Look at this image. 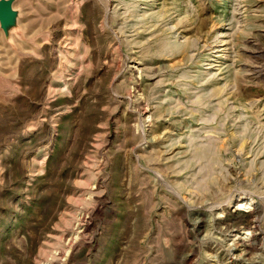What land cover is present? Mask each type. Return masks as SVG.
Wrapping results in <instances>:
<instances>
[{
  "label": "rangeland",
  "instance_id": "rangeland-1",
  "mask_svg": "<svg viewBox=\"0 0 264 264\" xmlns=\"http://www.w3.org/2000/svg\"><path fill=\"white\" fill-rule=\"evenodd\" d=\"M0 264H264V0H0Z\"/></svg>",
  "mask_w": 264,
  "mask_h": 264
},
{
  "label": "bare ground",
  "instance_id": "bare-ground-1",
  "mask_svg": "<svg viewBox=\"0 0 264 264\" xmlns=\"http://www.w3.org/2000/svg\"><path fill=\"white\" fill-rule=\"evenodd\" d=\"M255 207V206H254ZM239 207H237V208H235V209H238ZM250 210H252V209H250ZM252 212V211H251ZM256 212H257V208H254L253 209V214H252V217H254L255 216V214H256ZM256 216H257V214H256ZM254 220V219H253ZM252 223V222H251ZM249 228H251V229H254L253 228V223L251 224V227H249ZM238 232V231H237ZM238 237V236H237ZM236 237V238H237ZM236 243V242H235Z\"/></svg>",
  "mask_w": 264,
  "mask_h": 264
}]
</instances>
